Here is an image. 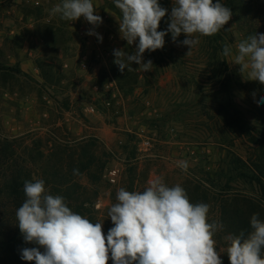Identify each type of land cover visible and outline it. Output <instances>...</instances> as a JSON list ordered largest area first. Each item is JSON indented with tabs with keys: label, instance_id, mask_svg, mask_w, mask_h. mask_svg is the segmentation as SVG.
Listing matches in <instances>:
<instances>
[{
	"label": "rangeland",
	"instance_id": "374dc122",
	"mask_svg": "<svg viewBox=\"0 0 264 264\" xmlns=\"http://www.w3.org/2000/svg\"><path fill=\"white\" fill-rule=\"evenodd\" d=\"M92 2L103 19L95 28L83 17L72 22L53 15L61 0H0V137L47 153L87 156L95 177L77 181L105 236L114 226L108 210L118 202V189L143 191L157 178L207 203L210 222L220 220V199L227 194L264 204L253 180L264 176V103H257L264 84L248 80L247 72L242 76L233 55L224 57L231 84L222 88L200 34L187 54L185 35L173 42L168 33L163 49L144 53L152 71L133 63L122 73L113 50H135L121 38L122 14L113 0ZM159 3L168 9L158 28L165 31L175 0ZM225 27L226 45L235 54L244 39L233 17ZM93 28L102 42L87 34ZM231 115L248 132L229 127ZM180 161L188 163L187 171ZM226 184L229 191L218 194ZM205 192L213 193L207 202ZM222 230L214 239L223 262L229 242Z\"/></svg>",
	"mask_w": 264,
	"mask_h": 264
},
{
	"label": "clouds",
	"instance_id": "9594fccd",
	"mask_svg": "<svg viewBox=\"0 0 264 264\" xmlns=\"http://www.w3.org/2000/svg\"><path fill=\"white\" fill-rule=\"evenodd\" d=\"M120 10L121 38L135 45L131 54L114 49V63L120 72L132 71L133 63L143 72L152 71L153 62L144 61L146 51L163 49L165 36L171 33L173 42L182 33L181 42L191 49L199 43L195 34L213 36L230 21L232 12L220 0H175L168 27L158 31L168 14L159 0H113ZM65 21L83 17L97 27L103 23L95 14L92 0H61L51 9ZM90 29L102 42L103 37ZM224 57L234 55L233 64L239 72H247L248 80L264 84V33H254L241 41L235 54L229 45L223 47ZM255 97V93H253ZM264 103V98L257 101ZM187 171L189 165H178ZM74 174L78 173L74 169ZM25 201L16 210L17 225L26 243L36 245L21 250V259L35 264H222L215 234L222 230L219 221H209L210 206L192 203L180 185L167 186L162 179L150 182L143 191H117V203L108 210L113 223L107 235L103 223H93L70 209L61 195H51L43 179L25 181ZM251 231L228 236L230 264H264V219L259 214L250 217Z\"/></svg>",
	"mask_w": 264,
	"mask_h": 264
},
{
	"label": "trees",
	"instance_id": "16d2710c",
	"mask_svg": "<svg viewBox=\"0 0 264 264\" xmlns=\"http://www.w3.org/2000/svg\"><path fill=\"white\" fill-rule=\"evenodd\" d=\"M168 0H165L167 3ZM224 6L232 12L238 31L243 39L254 33H264V0H225ZM227 28L213 36H205L204 49L209 62V67L222 88L231 84L226 59L221 54L226 45ZM0 65V71L3 70ZM236 122V123H235ZM228 126L239 134L248 132L247 126L241 119L231 115ZM74 169L78 173L74 174ZM91 162L87 156L76 154L68 155L66 151L47 153L37 145H27L23 140L0 137V264H35L21 259V250L25 247L36 245L26 243L17 225L16 210L25 201L24 182L43 179L48 193L61 195L70 209L91 222V204L85 199L86 188L77 178L82 176L92 177L90 174ZM258 169V168H257ZM260 171V169H259ZM263 178L253 179L258 184L264 197ZM229 186L221 189L218 194L223 195L229 191ZM199 188H196L198 193ZM205 192L202 200L208 201L210 196ZM221 197V196H220ZM216 197V199H220ZM215 198V196H214ZM192 203H199V198L191 196ZM220 222L226 235H238L241 231H251L250 217L259 214L264 219V204L262 200L242 197L238 193L222 196L219 204ZM108 264H113L109 259ZM222 264H230L228 254Z\"/></svg>",
	"mask_w": 264,
	"mask_h": 264
}]
</instances>
